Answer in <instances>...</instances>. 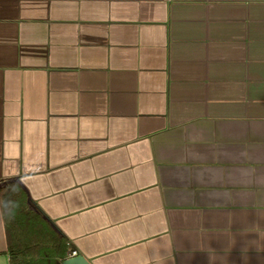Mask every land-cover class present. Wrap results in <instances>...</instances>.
Instances as JSON below:
<instances>
[{
    "label": "crops",
    "instance_id": "crops-1",
    "mask_svg": "<svg viewBox=\"0 0 264 264\" xmlns=\"http://www.w3.org/2000/svg\"><path fill=\"white\" fill-rule=\"evenodd\" d=\"M11 182L90 264H264V0H0Z\"/></svg>",
    "mask_w": 264,
    "mask_h": 264
},
{
    "label": "trees",
    "instance_id": "trees-1",
    "mask_svg": "<svg viewBox=\"0 0 264 264\" xmlns=\"http://www.w3.org/2000/svg\"><path fill=\"white\" fill-rule=\"evenodd\" d=\"M0 207L9 264H63L73 248L40 212L18 182L0 187Z\"/></svg>",
    "mask_w": 264,
    "mask_h": 264
},
{
    "label": "water",
    "instance_id": "water-1",
    "mask_svg": "<svg viewBox=\"0 0 264 264\" xmlns=\"http://www.w3.org/2000/svg\"><path fill=\"white\" fill-rule=\"evenodd\" d=\"M63 264H90L83 256H75L63 262Z\"/></svg>",
    "mask_w": 264,
    "mask_h": 264
},
{
    "label": "built area",
    "instance_id": "built-area-1",
    "mask_svg": "<svg viewBox=\"0 0 264 264\" xmlns=\"http://www.w3.org/2000/svg\"><path fill=\"white\" fill-rule=\"evenodd\" d=\"M72 254H73V257L77 256V252L76 251H73Z\"/></svg>",
    "mask_w": 264,
    "mask_h": 264
}]
</instances>
